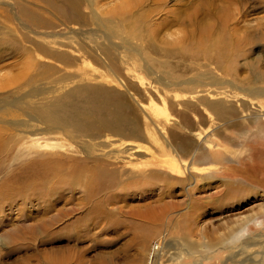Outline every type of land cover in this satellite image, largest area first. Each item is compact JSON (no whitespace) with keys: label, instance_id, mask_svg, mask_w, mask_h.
<instances>
[{"label":"rangeland","instance_id":"374dc122","mask_svg":"<svg viewBox=\"0 0 264 264\" xmlns=\"http://www.w3.org/2000/svg\"><path fill=\"white\" fill-rule=\"evenodd\" d=\"M0 146V264H264V0H0Z\"/></svg>","mask_w":264,"mask_h":264},{"label":"bare ground","instance_id":"6f19581e","mask_svg":"<svg viewBox=\"0 0 264 264\" xmlns=\"http://www.w3.org/2000/svg\"><path fill=\"white\" fill-rule=\"evenodd\" d=\"M203 11V10H201ZM200 11V12H201ZM204 12V11H203ZM209 13V12H208ZM203 28V27H202ZM204 32L206 31L203 30ZM204 34V33H203ZM208 34V33H207ZM205 35V34H204ZM219 37L221 35H218ZM209 37V36H208ZM213 37V36H212ZM217 37V36H216ZM207 38V37H206ZM211 38V37H210ZM213 39V38H212ZM212 39H209L212 40ZM220 40V39H219ZM206 41V40H204ZM214 41V39H213ZM209 43V42H208ZM211 43V42H210ZM219 44L221 43L220 41L218 42ZM219 44L218 46H216L218 48V50L221 52V55L223 54V44L222 46L219 47ZM217 45V44H216ZM215 46V45H214ZM236 49V48H235ZM212 54V53H211ZM207 55V54H206ZM223 57V56H222ZM3 149V148H2ZM0 150H1V146H0ZM57 168V167H56ZM59 168V167H58ZM57 168V169H58ZM74 169V167H73ZM72 169V170H73ZM91 169V174L90 176L86 177L85 176V179H83V184H84V188H87V190L89 189H93L94 192H99V191H107L108 189H110L112 186L114 185H117V183L121 182L120 181V178H121V174H125V172H123L122 170L121 171H106V169H104V167H102L101 165H97L93 168H90ZM61 171V170H60ZM72 172V171H71ZM80 174V173H78ZM127 174V173H126ZM64 177V176H63ZM62 177V178H63ZM140 177V176H139ZM15 178V177H14ZM44 178V177H42ZM75 178V177H74ZM73 178V179H74ZM79 178V177H77ZM127 178L129 179V182L131 180L132 177H128V174H127ZM61 179V178H60ZM81 179V178H79ZM47 180V179H46ZM77 181V179H76ZM35 182V181H33ZM43 182V181H42ZM80 181H78L79 183ZM136 181H132V183L130 184H134ZM62 183V182H61ZM30 184V183H29ZM59 184V183H58ZM68 184V183H67ZM122 184V183H121ZM126 185V183H125ZM116 187V186H115ZM93 193V192H92Z\"/></svg>","mask_w":264,"mask_h":264},{"label":"built area","instance_id":"2783aa9c","mask_svg":"<svg viewBox=\"0 0 264 264\" xmlns=\"http://www.w3.org/2000/svg\"><path fill=\"white\" fill-rule=\"evenodd\" d=\"M159 247H160V240L156 239L151 243L149 247V255L152 256Z\"/></svg>","mask_w":264,"mask_h":264}]
</instances>
